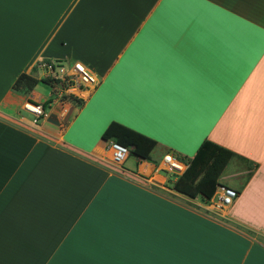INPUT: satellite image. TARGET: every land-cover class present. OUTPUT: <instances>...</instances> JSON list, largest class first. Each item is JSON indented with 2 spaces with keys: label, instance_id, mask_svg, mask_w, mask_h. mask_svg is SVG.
Instances as JSON below:
<instances>
[{
  "label": "crops",
  "instance_id": "obj_1",
  "mask_svg": "<svg viewBox=\"0 0 264 264\" xmlns=\"http://www.w3.org/2000/svg\"><path fill=\"white\" fill-rule=\"evenodd\" d=\"M53 62L98 84L79 103L13 91L70 72ZM28 100H51L36 123ZM112 122L156 142L149 161L108 172ZM204 140L245 159L224 217L139 187ZM0 264H264V0H0Z\"/></svg>",
  "mask_w": 264,
  "mask_h": 264
},
{
  "label": "trees",
  "instance_id": "obj_2",
  "mask_svg": "<svg viewBox=\"0 0 264 264\" xmlns=\"http://www.w3.org/2000/svg\"><path fill=\"white\" fill-rule=\"evenodd\" d=\"M42 83L50 87L60 89L66 88L65 79L58 77H44L37 79L29 74H20L13 84V91L17 94L28 95L38 84ZM72 101L81 102L79 99L70 96ZM30 103H34L28 100ZM51 100L42 103L45 111ZM104 142L113 141L123 147L130 149V156L136 160H150V155L156 147V142L134 130H131L118 123H110L101 135ZM174 155V154H173ZM186 165L184 172L175 177L172 190L176 193L194 199L200 198L204 202H209L215 194L219 185V179L228 164L238 159L245 161L231 150L224 148L212 141L204 140L194 156L189 159L178 158ZM252 175V169L247 173L246 180Z\"/></svg>",
  "mask_w": 264,
  "mask_h": 264
},
{
  "label": "built area",
  "instance_id": "obj_3",
  "mask_svg": "<svg viewBox=\"0 0 264 264\" xmlns=\"http://www.w3.org/2000/svg\"><path fill=\"white\" fill-rule=\"evenodd\" d=\"M49 72H54L55 69L63 70L66 67H69L70 73L66 74L65 79L66 88L60 90V94L73 95L77 98H83V94L88 93L89 90H92L97 84V78L92 74V72L82 63H71L66 65L65 63L53 62L44 65ZM31 105L33 110L29 109L31 115L33 116V122L41 120L45 117L44 110L41 105L35 103H28ZM103 153L106 154L108 160L111 163L116 165H121L129 156L130 149L123 147L113 141L104 142ZM186 168V165L181 162L176 157L165 154L162 157L160 164L155 166L156 172H164L173 175L174 177L181 175ZM237 198V192L231 188L218 186L214 196L210 200V205L212 208H227L233 201ZM216 199V201H215Z\"/></svg>",
  "mask_w": 264,
  "mask_h": 264
},
{
  "label": "rangeland",
  "instance_id": "obj_4",
  "mask_svg": "<svg viewBox=\"0 0 264 264\" xmlns=\"http://www.w3.org/2000/svg\"><path fill=\"white\" fill-rule=\"evenodd\" d=\"M65 69L67 70L68 68L66 67ZM56 72L58 74H60L59 70H57ZM43 73H47V72L44 71ZM44 77H47V76H44ZM44 77L42 76V78H44ZM49 77H52V75L49 74ZM66 77H67L66 74H62V78L67 79ZM51 90H53V91H51ZM37 92L39 94L43 95V96L51 97L53 101L58 99L59 101L71 102L72 100L69 97L70 96L73 97V95L60 94V92L57 91L56 89H51L50 87H48L46 85H43L41 83L38 84ZM57 95H59V96L57 97ZM87 95H88V93H85V94H83V97H86ZM77 99H82V98H77ZM28 103L29 102L26 101L22 105V108L18 110V113H19L20 117H24V118H27V119H30V120L33 121L34 118L31 115L30 110L28 109L29 108L28 106H31V105H28ZM35 104L42 105V103L39 104V103H36V102H35ZM47 111H48V108L44 111V113H46ZM107 157L108 156L106 154H103L104 165L107 166L106 169L108 170V172L110 170H112V168L116 169L117 167H120V165H116V164L111 163V161H109ZM124 166L129 168V169L134 167V164H132V157L128 158V160H127V162H126V164ZM234 167L235 166H234L233 163H230L226 167V169L222 173L221 178L219 180V185L220 186L226 187L225 184L232 185V182L235 179L230 178L229 181H226L225 178L226 177H230V176H232L234 174V172H235L234 171ZM114 169H113V172L116 173ZM160 173H161V175H163L164 177H166L168 179L167 182L165 184H163V186H161L162 188H160L158 186H155L154 184H152L151 182H148V181L147 182L146 181H141L139 187L144 189V190L150 191L153 194L155 193V194H158V195L164 196V197H174V198L181 197V195H179L175 191H171L170 190V189H172V185L174 183L175 177L173 175H171V174H168V173H164V172H160ZM159 180L162 181V179H159ZM215 201H216V199H215ZM207 205L210 207V210H208V211H210L211 214L218 215L220 217H224V211H225L226 208H220V209L219 208H212V206L210 205V202Z\"/></svg>",
  "mask_w": 264,
  "mask_h": 264
},
{
  "label": "bare ground",
  "instance_id": "obj_5",
  "mask_svg": "<svg viewBox=\"0 0 264 264\" xmlns=\"http://www.w3.org/2000/svg\"><path fill=\"white\" fill-rule=\"evenodd\" d=\"M28 107H29V106H28ZM29 109L33 110V108H32V107H29Z\"/></svg>",
  "mask_w": 264,
  "mask_h": 264
}]
</instances>
